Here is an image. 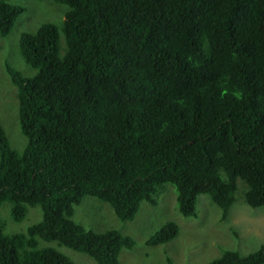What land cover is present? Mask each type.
<instances>
[{
	"label": "trees",
	"instance_id": "obj_1",
	"mask_svg": "<svg viewBox=\"0 0 264 264\" xmlns=\"http://www.w3.org/2000/svg\"><path fill=\"white\" fill-rule=\"evenodd\" d=\"M53 1L67 6L61 26L19 36L34 73L6 65L25 143L0 121V264H75L51 240L121 264L133 239L77 222L85 196L132 220L168 183L183 216L207 194L224 220L239 178L245 203L264 205V0ZM23 11L0 0V35ZM5 202L13 221L31 206L41 217L10 232ZM178 231L165 222L145 244ZM188 264H264V242Z\"/></svg>",
	"mask_w": 264,
	"mask_h": 264
},
{
	"label": "rangeland",
	"instance_id": "obj_2",
	"mask_svg": "<svg viewBox=\"0 0 264 264\" xmlns=\"http://www.w3.org/2000/svg\"><path fill=\"white\" fill-rule=\"evenodd\" d=\"M24 7L16 18L8 34L0 35V121L8 134L12 146L22 149L19 142L24 135L17 129V100L15 87L9 80L6 65L31 75L34 69L22 58L18 40L23 31H34L43 22H53L59 27L64 19L67 6L53 0H7ZM62 36V35H61ZM63 43V36L61 37ZM64 44V43H63ZM235 193L228 217L220 219L221 209L207 194L198 195L196 214L183 216L176 206L175 189L165 184L156 195V203L142 201L132 220H121L110 205L91 196H85L75 205L74 219L83 226L95 230L117 229L133 239V246L123 247L119 253L121 264H172L205 263L221 255L226 250L240 254L256 250L264 242V205L251 207L243 200V182L237 179ZM244 188V187H243ZM8 208L6 229L10 232L21 231L27 225L38 221L41 211L38 206L28 207L26 216L13 221ZM174 221L179 227L176 237L158 245H146L145 240L165 222ZM52 246L70 258L75 264H97L88 254L60 245L51 240Z\"/></svg>",
	"mask_w": 264,
	"mask_h": 264
}]
</instances>
